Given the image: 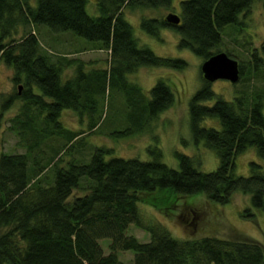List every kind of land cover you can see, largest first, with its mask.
Listing matches in <instances>:
<instances>
[{
	"label": "trees",
	"instance_id": "trees-1",
	"mask_svg": "<svg viewBox=\"0 0 264 264\" xmlns=\"http://www.w3.org/2000/svg\"><path fill=\"white\" fill-rule=\"evenodd\" d=\"M254 1L180 0L178 23L142 17L139 24L155 36L161 26L175 29L177 45L203 60L220 50L216 46L222 26L239 23V14ZM85 2L0 0V61L11 68V79L19 84L3 96L0 117L19 100L6 128L23 148L0 152V264H264L263 247L255 239L214 234L179 239L161 223L144 224L137 209L141 200L165 212L174 209L177 198L193 193H202L208 202L225 203L235 190L249 195V206L241 212L244 217L253 216L251 208L264 209V164L249 160L247 174L233 172L234 156L246 146H254L264 159V86L250 85L225 99L200 73L201 84L188 99L187 113L193 141L216 152L218 163L211 170L198 169L193 157L181 152H175L178 166L171 167L159 160V149L146 160L105 158L110 150L105 146L93 147L87 160L75 157L81 135L96 127L98 102L107 88L122 93L129 123L115 133L134 130L166 108L172 92L158 78L145 96L126 73L143 64L176 68L185 64L139 46L123 16L126 7L168 6L171 0H94L96 15L87 13ZM38 23L96 41V47L109 51L107 66L85 69L78 58L48 51L34 30ZM250 55V72L256 75L264 66V42L251 48ZM237 62L236 81H241L244 65ZM71 64L72 73L61 79L63 68ZM62 108L75 110L79 119L88 117V127L73 130L62 125L58 119ZM204 117L217 118L218 125H200ZM52 137L57 144L49 143ZM157 189L173 195L157 203L151 195ZM129 223L146 230L148 239L125 233ZM102 238L109 239L106 252L99 243ZM125 249L133 251L130 261L117 257L116 251Z\"/></svg>",
	"mask_w": 264,
	"mask_h": 264
},
{
	"label": "rangeland",
	"instance_id": "rangeland-1",
	"mask_svg": "<svg viewBox=\"0 0 264 264\" xmlns=\"http://www.w3.org/2000/svg\"><path fill=\"white\" fill-rule=\"evenodd\" d=\"M31 1L34 3V0ZM179 2L180 0H171L168 6L126 7L123 13L139 46H146L157 55L184 60L185 64L180 68L143 64L126 73V79L139 86L145 96L156 79H163L172 92L171 103L152 118L142 121L141 127L115 133L126 128L129 123L123 107L122 93L107 88L102 101L98 102L101 111L98 117L96 116V127L92 132L81 135L82 138L77 143L80 147L73 153L75 157L87 160L93 147L105 146L110 149L105 153V158L115 155L146 160L153 157L156 149H159V160L174 168L178 166L175 152L191 155L194 165L200 170L207 171L216 167L218 158L215 150L205 146L202 141L197 143L193 141L187 113L188 99L201 84V56L187 47L177 45L179 34L175 29L161 26L158 28V36H155L145 31L139 24L142 17L162 18L169 11L179 14ZM85 10L91 15L98 14L94 0H86ZM238 22L222 26L221 41L216 46L220 50L228 51L231 56L242 62L245 70L241 81L230 82L224 78H217L210 82L213 91L225 99H230L235 90L245 88L248 90L247 86L250 85L264 86V66L256 75L250 72L251 48L258 47L264 42V0H255L239 14ZM34 30L41 45L48 51L63 53L67 58H78L82 60L85 69L105 67L109 62L108 49L96 47V41L87 40L69 30L51 31L43 23L36 24ZM72 67L71 64L63 68L61 79L72 73ZM11 76V68L0 61V102L19 85L12 81ZM261 102L264 116V95ZM18 103L19 100H14L8 109L1 111L0 152L23 150L16 145L15 134L6 128L7 118L15 112ZM58 119L62 125L73 130L85 129L89 123L88 117L86 119L83 115V118L79 119L77 112L71 108H62ZM199 123L204 126H217L218 119L204 117ZM48 141L57 144L58 139L52 137ZM249 160L264 164V159L257 155L255 147L249 145L235 154L233 172L247 174ZM151 195L152 200L162 204L164 200L172 197L173 193L167 189H157ZM248 198V193L235 190L227 202L216 203L206 201L208 199L202 193H193L177 198L179 201L174 209L170 208L165 212L141 200L137 201V209L144 224L161 223L172 236L179 239L204 234L229 238L248 236L260 242L264 250V209L251 208L253 216L250 218L241 215L242 209L249 206ZM124 232L133 234L141 241L148 239V232L133 223H129ZM108 240V238L99 240L104 252L107 251ZM132 253L131 249L116 251L117 257L123 261H130Z\"/></svg>",
	"mask_w": 264,
	"mask_h": 264
},
{
	"label": "water",
	"instance_id": "water-1",
	"mask_svg": "<svg viewBox=\"0 0 264 264\" xmlns=\"http://www.w3.org/2000/svg\"><path fill=\"white\" fill-rule=\"evenodd\" d=\"M164 18L170 23L176 24L179 21L178 14L170 11L165 14ZM200 73L209 82L217 78H224L230 82H235L239 75L238 62L223 50L215 51L201 61Z\"/></svg>",
	"mask_w": 264,
	"mask_h": 264
},
{
	"label": "bare ground",
	"instance_id": "bare-ground-1",
	"mask_svg": "<svg viewBox=\"0 0 264 264\" xmlns=\"http://www.w3.org/2000/svg\"><path fill=\"white\" fill-rule=\"evenodd\" d=\"M158 36V35H157Z\"/></svg>",
	"mask_w": 264,
	"mask_h": 264
}]
</instances>
